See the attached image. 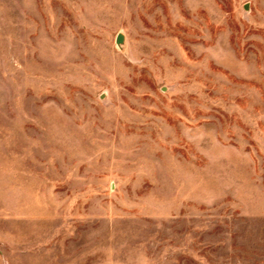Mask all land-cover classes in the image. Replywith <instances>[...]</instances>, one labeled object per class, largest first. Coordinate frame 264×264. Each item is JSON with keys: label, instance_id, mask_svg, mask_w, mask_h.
<instances>
[{"label": "rangeland", "instance_id": "obj_1", "mask_svg": "<svg viewBox=\"0 0 264 264\" xmlns=\"http://www.w3.org/2000/svg\"><path fill=\"white\" fill-rule=\"evenodd\" d=\"M0 264H264V0H0Z\"/></svg>", "mask_w": 264, "mask_h": 264}, {"label": "water", "instance_id": "obj_2", "mask_svg": "<svg viewBox=\"0 0 264 264\" xmlns=\"http://www.w3.org/2000/svg\"><path fill=\"white\" fill-rule=\"evenodd\" d=\"M123 39H124V37L120 34V35L117 37V40H116L117 44H121V43L123 42Z\"/></svg>", "mask_w": 264, "mask_h": 264}]
</instances>
